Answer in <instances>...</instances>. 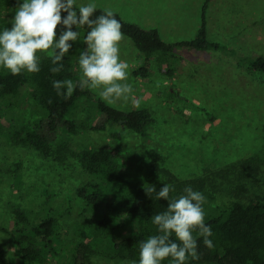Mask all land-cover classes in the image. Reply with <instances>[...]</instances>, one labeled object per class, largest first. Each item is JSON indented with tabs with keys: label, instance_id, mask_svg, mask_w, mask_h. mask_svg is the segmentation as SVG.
Listing matches in <instances>:
<instances>
[{
	"label": "rangeland",
	"instance_id": "1",
	"mask_svg": "<svg viewBox=\"0 0 264 264\" xmlns=\"http://www.w3.org/2000/svg\"><path fill=\"white\" fill-rule=\"evenodd\" d=\"M251 1L254 5L264 4V0ZM76 2L84 5L92 0ZM94 2L102 9L108 6L106 0ZM17 6L18 0L6 14L11 21ZM188 6L191 4L185 8ZM200 6L202 1L194 0V19ZM136 10L114 12L125 20L140 22L144 28L163 29L165 38H177H163L165 41L191 39L197 33V29L184 28L181 35H169L159 22L145 21L142 11ZM206 15L208 38L222 47L177 48L179 58L171 62L174 71L170 77L159 69L155 57L149 60L147 76L134 75L143 59L133 41L124 35L120 54L130 66L128 83L133 85L140 106L131 102L111 106L124 111L149 110L154 123L146 137L106 121L95 105L94 99L100 98L98 92L89 90L91 98H81L68 115L75 130L59 133L44 156L15 137L22 127L33 128L44 120V110L34 100L32 87L24 85L13 106L8 104L10 100L0 101V264L22 263L11 231L15 205H20L31 221L44 218L52 210L61 213V242L55 248L42 247L45 262L33 264H71L74 247L85 238L78 216L84 201L76 190L93 178L78 160L81 148L111 145L129 179L142 186L162 188L167 184L184 191L193 185L195 190L202 189L208 214L234 200L248 201L264 194V161L253 175L242 165L264 142V73L252 72L246 62L238 60L264 57V20L243 13L240 3L227 1L208 4ZM81 47L80 37L73 51L65 55L74 53L71 69L78 80ZM97 123L104 128L91 129ZM92 258L91 264L135 262L96 255Z\"/></svg>",
	"mask_w": 264,
	"mask_h": 264
},
{
	"label": "trees",
	"instance_id": "2",
	"mask_svg": "<svg viewBox=\"0 0 264 264\" xmlns=\"http://www.w3.org/2000/svg\"><path fill=\"white\" fill-rule=\"evenodd\" d=\"M208 1L205 0L202 5L201 24L196 35L191 39L176 41H165L157 28H144L114 12L115 18L122 24L124 35L133 41L143 59L133 74L147 76L149 60L155 57L159 69L170 77L174 71L171 62L179 58L177 48L220 49V42L208 38ZM15 2L16 0H0V31L11 26L12 21L6 14L14 7ZM80 5L76 2L77 11ZM102 11L103 9L98 7L95 16L100 15ZM78 31L82 40L81 49L84 51V40L89 29L85 26ZM73 55L74 53L63 58V68L59 73L50 71L55 65H52L51 59L46 55H41V70L38 73L24 72L13 76L6 69L0 68V101L10 100L8 104L13 106L14 98L20 95L24 85L29 84L34 100L44 110V120L33 128L22 127L15 133L18 140L33 145L44 156L49 154L50 146L59 133L63 130H75V123L68 115L81 98H91L92 95L88 89L81 90L77 86L72 96L65 99L58 96L53 88V81L56 80L71 79L78 83L79 80L74 77L71 69V61L75 59ZM238 60L241 63L246 62L250 71L264 73L262 56L239 57ZM94 100L96 108L106 121L138 132L143 137L148 136V129L154 123V118L146 108L124 111L100 98ZM103 128L100 123L91 125L93 130ZM77 157L82 167L93 175V178L76 190L78 197L84 201V207L78 216L83 224L82 234L85 238L74 247L71 264H91L93 255L130 259L138 263L140 242L158 234L152 217L167 210L168 201L156 198V193L161 188L155 187L156 193L149 195L146 189L151 186H142L131 181L111 145L81 148ZM263 161L264 142L259 151L242 161V165L248 174L253 175L257 173ZM190 186L195 190L193 185ZM182 191L174 189L170 192L169 199L178 198L184 194ZM197 191L205 196L202 189ZM203 207L206 213L205 224L210 226L213 233L210 239L214 248H207L203 237H198L199 259L193 260L189 257L187 264H264V194L248 201L234 200L226 206L223 205L218 212L211 211L209 214L205 204ZM13 213V244L18 249L21 264L44 263L42 247L55 248L61 242L58 235L61 213L52 210V213L36 221H31L20 205L13 207ZM172 239L175 240V237ZM163 264H170V261L165 260Z\"/></svg>",
	"mask_w": 264,
	"mask_h": 264
},
{
	"label": "clouds",
	"instance_id": "3",
	"mask_svg": "<svg viewBox=\"0 0 264 264\" xmlns=\"http://www.w3.org/2000/svg\"><path fill=\"white\" fill-rule=\"evenodd\" d=\"M97 8L94 0L80 5L78 11L76 0H18L11 26L0 31V68L13 76L38 73L41 55H46L55 65L50 71L59 73L61 61L80 38L78 29L86 26V47L78 59L81 79L78 83L71 79L53 81L56 94L68 99L78 86L98 92L109 105L131 102L139 107L140 100L128 83L130 66L120 54L125 38L122 24L110 8L95 16ZM146 191L156 193L154 186ZM171 191L174 189L164 184L156 193L157 199L168 201L167 210L152 217L158 234L140 242L138 264H163L165 260L187 264L189 257L198 260V237H203L207 248H214L212 230L205 224L203 193L189 186L178 198L169 199Z\"/></svg>",
	"mask_w": 264,
	"mask_h": 264
},
{
	"label": "crops",
	"instance_id": "4",
	"mask_svg": "<svg viewBox=\"0 0 264 264\" xmlns=\"http://www.w3.org/2000/svg\"><path fill=\"white\" fill-rule=\"evenodd\" d=\"M202 5L205 0H201ZM231 2V3H240L241 11L247 14H254L258 16L259 19L264 20V10L263 5H254L255 2L251 0H209L208 4L214 3H222V2ZM258 1V0H257ZM127 3V4H125ZM142 3V4H141ZM106 4L108 6L105 8H110L113 11H134L139 12L142 11V14L146 16L145 21H151L153 24L157 22L160 23L161 27L167 30L169 35H181L183 34V29H197L200 27L199 23H201V8L197 11L196 19H194V0H106ZM170 4L177 5L171 7ZM191 4V7H186V5ZM142 5V7H141ZM163 5H165L163 7ZM179 5V6H178ZM201 5V4H200ZM222 12V11H221ZM140 23V22H135ZM140 25V24H139ZM141 26V25H140ZM143 27V26H142ZM156 27L162 38H165L163 34V29ZM168 40H173L177 38H165Z\"/></svg>",
	"mask_w": 264,
	"mask_h": 264
}]
</instances>
